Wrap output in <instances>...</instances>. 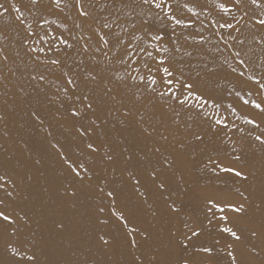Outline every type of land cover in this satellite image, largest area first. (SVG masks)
<instances>
[{"label": "bare ground", "instance_id": "bare-ground-1", "mask_svg": "<svg viewBox=\"0 0 264 264\" xmlns=\"http://www.w3.org/2000/svg\"><path fill=\"white\" fill-rule=\"evenodd\" d=\"M7 2L21 6L29 22L35 17L28 9L36 16L66 22L70 29L77 22L74 9L65 8L64 12H60L49 0H40L35 7L30 0ZM261 2L264 3V0ZM172 3L178 18L193 21L191 27L176 28L175 43L179 52L172 43H168L172 66L177 73L182 72L197 91L221 104L219 113L227 118L230 127L235 124L244 130L239 132L233 128L228 135L243 149V160L237 167L250 173L249 180L229 178L225 184L208 173L204 168L207 156H215V149L223 150L230 145L225 131L213 134L207 120L197 116L196 110H180L182 124L190 123L191 128L181 126L177 129L172 123L173 108L177 106H162L149 93H143L144 101L136 106L156 117L152 121L157 127L153 137L146 138L139 134L134 116L121 123L118 112L109 115L101 111L98 115L107 122L96 128L90 138L101 146V152H88L86 140L76 131L87 120H76L68 113L67 105L64 108L59 106L55 99V84L37 85L28 78L27 72L32 69L25 70L22 67V63L27 62L20 43L25 36L23 26L15 21L14 9L7 13L0 10V47L5 48L11 57L7 64L0 63V175L16 183L15 200L11 208L16 216L27 218L18 221L20 231L17 237L10 236L6 226L0 222V264H14V259H18L11 257L8 252L9 242L24 244L29 251L36 253L40 264H137V259L142 264H149L153 258L163 264H172L184 254L178 242L184 231L183 223L189 216L203 219V208L200 209L203 207V197L218 196L243 202L239 192L248 196V212L236 217L244 232L243 243L235 245L237 254L250 264H264V251L259 256L247 252V248L252 245L258 251L264 246L261 239H253L249 235L250 229L264 233V145L255 140L258 135L264 136V113L250 103H244V99H247L264 105V90L247 79L248 74L257 77L264 75V52L254 39L262 34L261 29L242 25L241 38L245 43L242 46L235 45L245 54L244 59L249 65L248 69H242L214 34L211 21L223 16L214 7V0H172ZM186 3L194 6L200 15L193 16L187 12L183 7ZM247 8L249 17L259 16V8L251 5H247ZM146 11L137 9L138 13ZM97 23V17L92 25L85 22V30L90 32ZM149 23L171 31L167 21L157 20L154 16L149 18ZM52 27L55 29L56 26ZM200 36L205 38V43L197 42ZM186 52H192L193 55L188 56ZM72 59L75 60L76 56L73 55ZM232 67L244 70L245 77L234 73ZM58 75V72H51L49 79L59 84L62 81L56 80ZM113 87L132 106V93L123 85L114 84ZM15 88L21 93H17ZM140 91L143 92L142 86ZM236 91L241 92L243 99L236 96ZM228 105L236 109V115H233ZM189 115L193 116V120L187 121ZM160 116L164 118L162 124L158 119ZM245 116L255 119L260 126L245 124L240 118ZM161 132L169 134L168 141L160 140ZM193 132L205 133V142H196L192 138ZM179 142L184 143L182 151L176 148ZM153 144L162 147L163 155L171 154L177 158L175 168L162 176L169 185L167 192L157 189L156 181L148 175L152 164L158 159L157 155L149 151ZM108 148L115 156L113 162L104 158L103 153ZM130 153L133 159L128 161L126 156ZM63 156L74 162H83L90 169L91 179L83 182L77 180ZM7 171H13L14 175L7 176ZM129 172L140 179V191L145 193L146 200L136 192ZM181 176L183 181H180ZM96 183L103 184L105 193L109 190L115 192L116 209L125 214L129 228L139 231L129 233L123 223L112 216L108 211L110 202H107L104 193L94 188ZM70 189L76 190L75 197L67 194ZM172 200L182 206V214L169 212L167 204ZM101 206L106 209L103 214L98 212ZM104 218L108 220L107 224L100 223V219ZM57 222L65 224L63 231L57 230ZM101 235L109 239L110 243L103 244L99 239ZM133 237L137 241L135 247L131 244ZM195 259L202 257L197 256Z\"/></svg>", "mask_w": 264, "mask_h": 264}, {"label": "snow or ice", "instance_id": "snow-or-ice-1", "mask_svg": "<svg viewBox=\"0 0 264 264\" xmlns=\"http://www.w3.org/2000/svg\"><path fill=\"white\" fill-rule=\"evenodd\" d=\"M30 3L35 7L40 0H30ZM49 3L60 12H64L65 8L74 9L77 17L74 28L70 29L66 22L57 19L49 20L36 16L31 9H28V12L35 18L29 22L25 10L15 3H8L7 0L0 2V10L7 13L10 9H14L15 21L23 26L25 36L20 43L27 62H23L22 67L25 70L32 69L27 72L28 78L35 81L37 85L55 84V99L59 102V106L64 108L67 105V111L72 118L87 120V123H81L76 131L86 140L85 148L88 152L92 154L101 152V146L90 139L95 129L107 122L98 115L101 111L109 115L118 112L122 118L121 123L134 116L139 134L146 138L153 137L157 133V127L152 123L156 117L144 111L142 107L136 106L144 101L143 93H149L161 102L162 106L166 105L168 108H173V104L177 106L179 110L173 108L172 115V123L177 129L181 126L191 128L190 123L182 124L180 110L189 112L196 110L197 116L207 120L213 134L225 131L230 145L223 150L215 149L217 152L215 156H207L204 168L208 173L225 184L229 178L249 180L250 173L237 167V164L243 160V149L238 147L228 135L233 128L239 132L244 130L235 124L230 127L227 118L219 113L221 104L197 91L195 85L182 72L177 73L172 66V57L168 55L171 51L168 43H172L175 50L179 52L180 49L175 43L176 28L177 26L188 28L193 23L191 20L178 18L174 14L172 0H49ZM247 5L259 8L261 10L259 16L249 17ZM183 7L193 16L200 15L194 6L186 3ZM214 7L223 13L220 19L211 21L214 34L230 51L238 65L242 69H248L249 65L244 59L245 54H242L241 49L235 45L242 46L245 43L241 38L242 25L258 26L262 34L254 39L264 52V3L261 0H223V2L214 0ZM138 8L147 9V11L138 13ZM93 10L102 15L97 17L98 23L89 32L85 30V22L92 19ZM152 16L157 20L167 21L171 31L156 28L149 23V18ZM137 17H139V23ZM224 17H230V19H224ZM53 25L56 26L55 29ZM189 38L194 39V37ZM197 42L203 44L206 40L200 36ZM185 54L193 55L192 52ZM16 55L19 56V52ZM73 55L76 56L75 60L72 59ZM10 59L6 49L0 47V63L7 64ZM40 68L44 70L39 71ZM232 71L240 77L246 75L244 70H238L236 67H232ZM51 72H58L56 80L62 82L56 84L55 80H50ZM21 74L24 75L23 72ZM247 79L254 82L260 90H264V75L257 77L248 74ZM114 84L123 85L128 92L132 93V106L119 96L113 87ZM141 86L143 92L140 91ZM133 88L136 89L135 92ZM235 94L243 99L240 91H236ZM248 95L250 96L251 93ZM244 103H250L255 109L264 113V105L255 100L244 99ZM228 107L232 109L233 115H236V109L232 105ZM206 108L209 110L206 111ZM36 118L39 119V116ZM240 118L245 124L260 126L255 119L246 116ZM158 119L162 124L163 116ZM191 120L193 116L189 115L187 121ZM192 138L202 143L206 140V134L193 132ZM160 140L168 141L169 134L161 132ZM255 140L264 145V136L258 135ZM176 148L182 151L184 143L179 142ZM149 151L157 155L158 159L152 164L148 175L156 181L157 189L167 192L169 185L162 176L175 168L177 158L171 154L163 155L162 147L158 144H153ZM103 155L108 162L115 160L111 148L104 151ZM63 159L77 180L83 182L91 179L90 169L83 162H74L67 156H63ZM126 159L131 161L133 154H128ZM129 176L134 181L136 192L146 200L145 193L140 191V179L132 172H129ZM180 181H183V176L180 177ZM16 187L14 181L0 175V222H3L8 234L12 237H17L20 231L18 221L27 219L25 216H16L14 209L11 208V203L15 200ZM98 188L110 200L108 211L112 216L121 221L129 233L139 231L136 228H129L125 214L116 209L115 192L109 190L105 193L103 187L98 186ZM67 194L75 197L77 192L70 189L67 190ZM239 195L243 202L218 196L203 197V219L201 220L199 216L195 219L189 216V219L183 223L184 231L182 238H178V242L184 254L172 264H250L240 259L235 247L244 241V232L235 218L244 216L248 212L246 207L248 196L244 192H239ZM167 207L172 214L179 215L183 212L182 206L174 200L168 203ZM105 211V207L98 208L101 214ZM100 223L107 224L108 220L100 219ZM56 228L63 231L65 224L57 222ZM172 235L175 236V233ZM249 235L253 239H261L264 245V233L250 229ZM99 239L105 245L110 243L104 235H101ZM131 244L133 247L137 246L134 237L131 239ZM7 250L11 257L18 258L14 259V264H40L36 253L29 251L22 243L9 242ZM261 251H264V246L259 251L255 245L247 248V252L255 256H259ZM197 256L202 259H195ZM137 264L142 262L137 259ZM149 264H163V262L153 258Z\"/></svg>", "mask_w": 264, "mask_h": 264}, {"label": "rangeland", "instance_id": "rangeland-1", "mask_svg": "<svg viewBox=\"0 0 264 264\" xmlns=\"http://www.w3.org/2000/svg\"><path fill=\"white\" fill-rule=\"evenodd\" d=\"M98 16H100V15H97L96 12H95V10H94L92 19H90L89 21H86V23L92 25L93 24V21H95V18L98 17ZM15 91H17V93H21V91L18 88H15ZM5 174L10 177V176L14 175V172L13 171H7V172H5ZM98 186L103 187V184H97L96 183L94 185V188L99 189ZM106 200H107V202H110V201H108L109 200L108 198H106ZM202 208L203 207H200V209H202ZM230 215H232V214L230 213Z\"/></svg>", "mask_w": 264, "mask_h": 264}]
</instances>
